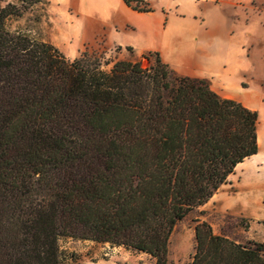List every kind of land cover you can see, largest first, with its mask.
I'll return each instance as SVG.
<instances>
[{"label": "trees", "instance_id": "trees-1", "mask_svg": "<svg viewBox=\"0 0 264 264\" xmlns=\"http://www.w3.org/2000/svg\"><path fill=\"white\" fill-rule=\"evenodd\" d=\"M0 7V264H60L71 238L169 264L175 225L206 204L258 151V114L177 75L157 52L149 66L102 62L6 22L45 0ZM125 0L137 12L140 0ZM131 49L130 47H126ZM189 264H264V242L194 227Z\"/></svg>", "mask_w": 264, "mask_h": 264}, {"label": "rangeland", "instance_id": "rangeland-1", "mask_svg": "<svg viewBox=\"0 0 264 264\" xmlns=\"http://www.w3.org/2000/svg\"><path fill=\"white\" fill-rule=\"evenodd\" d=\"M46 1L28 7L20 17L9 18L6 22L8 30L58 47L69 61L78 58L83 52L99 57L105 71L117 60L141 62L142 68L149 66L147 58H144L147 53L138 55L131 49L109 46L121 43L139 46L145 40L149 42L150 36H142L139 32L143 25L150 22L149 15L133 14L126 17L135 31L129 28L116 29L113 25L110 29L103 26L102 32L95 35L97 39L87 42V38L94 37L91 31L92 20L111 22L109 17H103L106 15H101V11L92 7L91 0ZM228 1L232 5L224 6L223 9L234 10L236 23L240 25L242 34L247 31L252 34L251 39L247 40L251 54L247 76L252 81L251 104L258 106L259 133L264 135V0ZM8 3L21 6L14 0H0V7ZM257 96H260V100H257ZM241 188L230 196L229 202L248 207L255 218H245L224 211L218 200L207 202L208 204L196 208L175 225L169 240V264L190 263L195 245L194 227L199 221L209 223L214 234L238 243L249 240L264 242V208L249 201V198L256 199L261 190ZM227 189L229 192L234 190L230 186ZM58 244L60 264H155V260L149 255L124 247L71 238H61Z\"/></svg>", "mask_w": 264, "mask_h": 264}, {"label": "crops", "instance_id": "crops-1", "mask_svg": "<svg viewBox=\"0 0 264 264\" xmlns=\"http://www.w3.org/2000/svg\"><path fill=\"white\" fill-rule=\"evenodd\" d=\"M131 1L135 4L137 0ZM140 1L139 7L147 6L152 11H134L125 4V0H91V6L101 11V15H106L103 17H109L111 22L92 20L94 37L86 41L96 40L95 35L102 32L103 26L110 29L113 25L116 29L129 28L135 31L126 17L133 14L149 15L150 22L139 30L142 36H150L149 42L145 40L139 46L125 43L108 45L123 49L130 47L138 55L157 52L177 75L206 79L210 89L221 98L234 100L257 112V153L239 163L227 182L208 201L218 200L224 211L255 218L248 207L229 202L230 196L241 187L247 190L259 188L261 193L256 199L249 198V201L264 208V135L259 133L258 106L251 104L252 81L247 76L251 55L247 40L251 39V32L242 34L234 10L223 9L224 6L232 5L228 0ZM257 100H260V96H257ZM228 186L234 190L229 192Z\"/></svg>", "mask_w": 264, "mask_h": 264}]
</instances>
